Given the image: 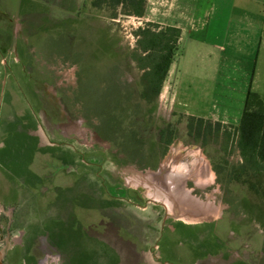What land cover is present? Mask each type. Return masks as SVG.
<instances>
[{"label":"crops","instance_id":"0c3cea01","mask_svg":"<svg viewBox=\"0 0 264 264\" xmlns=\"http://www.w3.org/2000/svg\"><path fill=\"white\" fill-rule=\"evenodd\" d=\"M0 1L29 25L16 35L13 17L0 14V264H42L45 249L56 251L63 264H250L229 256L211 263L202 252L207 248L196 245V225L172 221L161 204L135 191L102 195L93 189L70 207L72 214L58 210L64 205V195L57 197L64 193V145L42 134L38 103L26 89L36 87L30 74L37 42L68 55L71 32L64 49L53 47L45 17L50 1ZM136 18L181 30L163 88L172 83L191 116L237 124L248 90L264 96V0H146ZM79 40L82 50L75 54L93 56L94 38ZM10 50L18 60L4 59ZM180 55L188 57L184 69L178 68ZM18 232L20 240L9 245Z\"/></svg>","mask_w":264,"mask_h":264},{"label":"rangeland","instance_id":"374dc122","mask_svg":"<svg viewBox=\"0 0 264 264\" xmlns=\"http://www.w3.org/2000/svg\"><path fill=\"white\" fill-rule=\"evenodd\" d=\"M47 1L52 3L45 17L50 28L47 35L53 47L57 44L58 48L64 49V37L69 31L72 47L68 55H62L51 48L47 49L43 39L37 42L33 49L34 65L30 74V84L36 87L27 88L26 91H30L32 97L35 95L38 103L36 107L42 134L48 141L54 140L64 145V193L59 191L61 195H57L58 198L64 195V205L58 210L64 208L67 215L72 214L70 207L77 204L84 192L92 193L93 189L102 195L135 191L161 204L166 217L172 221L196 225L195 229L191 228L196 236V245L199 251L202 249L199 246L207 248L202 252L210 253L205 257L211 263H221L222 257L229 256L250 264L253 261L264 264V192H256L249 186L252 178L258 181L262 177L239 175V178L229 181L223 169L240 165L241 155L237 147L229 153L223 150L224 128L220 130L218 138L211 135L203 139L191 133L187 101L176 96L172 83H166L154 102L141 101V104H137L142 70L132 60V54L138 47L136 30L146 23L140 22L135 15L125 14L121 6L117 9H95L90 6L89 0ZM3 8L0 4V14L13 17L16 35L29 27L23 23L22 14L6 9V5ZM115 13L117 16L113 17ZM84 37L94 38L91 46V51L93 48L95 51L93 56L75 54L82 50L76 45L77 40ZM14 53L10 50L4 59L18 60V55ZM186 59L187 56L178 57V68L184 69ZM94 74L100 77L94 79ZM102 76H115V80L124 87L123 101L127 98L130 102L127 110L124 103L119 111L115 109L112 113L122 117V125L119 130L116 129L115 136L102 137L98 134L97 130L102 128V116L88 111L80 98L88 94L93 80L98 91L105 89L108 81ZM99 97L105 105L113 103L106 100L104 93ZM20 111L25 112L23 106ZM223 124L231 126L234 134L233 127L239 123ZM130 126L139 134L138 146L143 158L138 154L132 155L131 150L126 153L122 149L120 130H128ZM166 126L170 127L172 135H177L165 148L160 141V131ZM182 153H198L201 158L195 166L197 182L189 177L185 189L183 185L175 187L182 183V177L174 180L167 175L164 180L162 172V164L170 154L178 157ZM176 167V164L172 166ZM97 178L100 179V186L95 182ZM120 185L123 189L119 188ZM260 188L264 190V186ZM21 236L19 232L12 233L8 244H16ZM225 243L231 247L222 255ZM45 250L48 257L42 264H63L56 252ZM45 255L47 253L43 252L40 256L43 259Z\"/></svg>","mask_w":264,"mask_h":264},{"label":"trees","instance_id":"16d2710c","mask_svg":"<svg viewBox=\"0 0 264 264\" xmlns=\"http://www.w3.org/2000/svg\"><path fill=\"white\" fill-rule=\"evenodd\" d=\"M91 5L99 9L104 7L117 9L121 6L125 14L142 16L145 12L146 0H91ZM116 16L117 13L113 17ZM136 34L138 35V47L133 52L132 58L142 70L139 101H137L139 105L141 101H146V103L154 102L162 92L164 82L179 49L181 30L173 26L161 27L157 23L147 22L145 26L139 27L136 30ZM96 77L99 78L100 76L94 74V79ZM114 77H103L108 82L105 89L99 91L97 90L98 86L94 84L95 80H93L85 98L84 95L83 97L80 96L88 111L102 116V128L97 130L98 134L102 137L106 135L115 136L116 129L118 128L119 130L120 125H122L121 115L118 116L116 113L112 115V113L116 110L119 111L121 105L124 103V107H127L126 110L130 107V102L127 101V98L124 100L125 102L123 101L124 87L122 83L115 80ZM103 93L106 94V100L113 101L112 104L105 105L104 102H100L101 97L99 96ZM195 118L196 123H194ZM188 126L191 133L194 132L197 137H202L203 139H208L211 135L218 138L220 130L224 128L225 142L223 150L229 153V151H234V147H237L241 155V164L237 166L231 165L230 167H226L227 169H223L222 167L219 169H223L226 172L229 181L236 177L239 178V175L262 177L258 181L252 178L249 186L256 192H264L260 188V186H264L263 95L253 91L251 88L248 90L240 122L233 127L235 130L234 134H232L231 126L203 117L191 116ZM120 131V138L123 139L121 143L122 149L126 153H129V150H131L132 155L138 154L143 158L138 146L140 144V137L136 129L130 126L128 130L123 129ZM172 134L169 126L161 129L160 141L165 148L173 142L174 137L177 135L176 132L175 136Z\"/></svg>","mask_w":264,"mask_h":264},{"label":"water","instance_id":"95a60500","mask_svg":"<svg viewBox=\"0 0 264 264\" xmlns=\"http://www.w3.org/2000/svg\"><path fill=\"white\" fill-rule=\"evenodd\" d=\"M173 146H175V145H173ZM170 157L173 158L172 161H170ZM198 159L199 160L201 159L200 155L198 153H195L193 155H191L190 153H187V154L182 153L178 157H176V156L173 157L170 154L165 159L164 163L162 164V172H164V177H163L164 180L166 179L165 177H167L168 174L175 173V175H177V176H174V177H176L177 179H179V176L182 177V179L180 180L182 183L180 185H178V184L175 185V187H181V185H183L182 188H184V189H185L186 179H188L189 177L192 178L193 181L197 182V177H196V173H195V166L198 164V161H197ZM180 162H182L181 164H183L186 167V169H187L186 171L176 172V169L172 168V166L174 164L178 165V164H180ZM201 166H202V164H201ZM167 182L169 183V181H167Z\"/></svg>","mask_w":264,"mask_h":264},{"label":"bare ground","instance_id":"6f19581e","mask_svg":"<svg viewBox=\"0 0 264 264\" xmlns=\"http://www.w3.org/2000/svg\"><path fill=\"white\" fill-rule=\"evenodd\" d=\"M181 165V166H180ZM186 167L183 165V164H178L177 165V167L176 168H174V169H176V172H184V169H185ZM196 169V168H195ZM168 176L169 177H171L172 179H177L176 177H174V176H177V175H175V173H173V174H168ZM173 176V177H172ZM179 178H180V176H179ZM193 210V209H192Z\"/></svg>","mask_w":264,"mask_h":264},{"label":"flooded vegetation","instance_id":"af4514ba","mask_svg":"<svg viewBox=\"0 0 264 264\" xmlns=\"http://www.w3.org/2000/svg\"><path fill=\"white\" fill-rule=\"evenodd\" d=\"M51 252H54L53 250H51V249H49ZM56 252V251H55ZM47 253V255H45L44 256V258L43 259H40V262L42 263V262H44L45 260L44 259H46L47 260V257H48V252L46 251L45 252V254ZM57 253V252H56ZM57 255H59L58 253H57ZM43 257V256H42ZM59 259H60V257H59Z\"/></svg>","mask_w":264,"mask_h":264}]
</instances>
